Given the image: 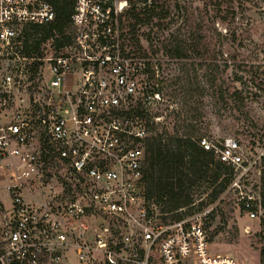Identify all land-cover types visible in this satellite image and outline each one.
<instances>
[{"label": "built area", "instance_id": "obj_1", "mask_svg": "<svg viewBox=\"0 0 264 264\" xmlns=\"http://www.w3.org/2000/svg\"><path fill=\"white\" fill-rule=\"evenodd\" d=\"M128 5L73 0L68 40L26 57L25 38L40 37L55 6L0 0V264H241L211 250L213 207L171 219L146 192L144 139L162 117L148 104L160 93L154 60L122 47ZM199 145L232 170L221 195L256 217L245 189L256 160L231 136Z\"/></svg>", "mask_w": 264, "mask_h": 264}, {"label": "rangeland", "instance_id": "obj_2", "mask_svg": "<svg viewBox=\"0 0 264 264\" xmlns=\"http://www.w3.org/2000/svg\"><path fill=\"white\" fill-rule=\"evenodd\" d=\"M165 5L168 15L158 21L159 26H142L137 32L139 43L123 45L131 53L154 60L156 75L150 80L157 84L160 99L151 100L148 108L149 114L162 116L157 130L172 133L184 122L197 125L201 137H234L246 158L255 159L257 166L264 155V0H165ZM195 28H199L207 49L203 57L191 53L177 58L166 51L179 42L191 41L189 36H194ZM49 42L53 39L43 52L52 56L56 45ZM210 78L217 80L222 90L237 89L236 101L211 94L207 83ZM201 85L208 91L203 94L199 90L197 94ZM255 166L245 189L259 201L260 167ZM210 191L207 184L194 187L193 209L198 210L200 205L202 209H214V217L204 219L209 224L211 250L228 253L241 264H259L256 234L260 209L256 217L249 218L241 211L234 192L210 202Z\"/></svg>", "mask_w": 264, "mask_h": 264}, {"label": "trees", "instance_id": "obj_3", "mask_svg": "<svg viewBox=\"0 0 264 264\" xmlns=\"http://www.w3.org/2000/svg\"><path fill=\"white\" fill-rule=\"evenodd\" d=\"M141 3L138 5L137 3ZM56 9V17L47 26H35L33 33H40V37L33 38L28 35L24 40L22 53L26 57H39L43 52L40 44L50 37L55 40L53 43L67 41L64 35L69 15L73 9V0H52ZM129 4V3H128ZM168 15L165 0H130V6L120 17L122 28V47L129 43H139L138 30L142 26L158 25V21ZM56 31L60 37H54ZM194 36H189L191 41L179 42L166 51L177 58L189 57L194 53L198 56H204L207 52L203 38L200 37L199 28L193 30ZM149 38V34L147 35ZM126 43V44H125ZM130 45V44H129ZM131 53V52H130ZM187 53V54H186ZM135 54V53H132ZM135 55L147 57L136 53ZM150 75L153 72L149 69ZM214 68H211L212 72ZM213 73V72H212ZM211 94L219 95L221 99L230 98L236 101L238 90L228 92L227 87L223 88L213 78L207 81ZM187 89V88H186ZM204 94L208 90L204 86L197 88ZM218 97V96H217ZM149 114V113H147ZM199 128L195 124L182 122L173 129V132L159 131L157 125L150 126V134L144 139L145 158L143 162L144 179L146 192L148 196L154 198L157 206H160L162 212H171L169 218H179L194 210V187L207 184L211 187L208 194L210 202L219 199L225 191L231 180L232 170L215 159L213 153L204 150L199 145ZM260 167L259 183L260 189V216L258 218L259 231V264H264V155L259 158L257 166ZM202 204V203H201ZM242 210L241 202H239ZM200 205L199 209H202ZM184 209V210H181ZM209 218L214 217V209L208 214ZM207 216V217H208ZM206 229L209 224L204 223Z\"/></svg>", "mask_w": 264, "mask_h": 264}]
</instances>
